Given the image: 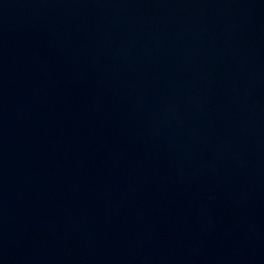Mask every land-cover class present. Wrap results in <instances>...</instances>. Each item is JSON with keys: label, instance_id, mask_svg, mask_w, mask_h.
<instances>
[{"label": "water", "instance_id": "water-1", "mask_svg": "<svg viewBox=\"0 0 264 264\" xmlns=\"http://www.w3.org/2000/svg\"><path fill=\"white\" fill-rule=\"evenodd\" d=\"M0 264H264V0H0Z\"/></svg>", "mask_w": 264, "mask_h": 264}]
</instances>
